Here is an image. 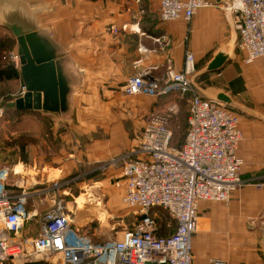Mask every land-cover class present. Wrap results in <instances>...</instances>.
Returning <instances> with one entry per match:
<instances>
[{
	"label": "crops",
	"instance_id": "obj_1",
	"mask_svg": "<svg viewBox=\"0 0 264 264\" xmlns=\"http://www.w3.org/2000/svg\"><path fill=\"white\" fill-rule=\"evenodd\" d=\"M227 21L217 6L200 8L190 22L164 21L159 0H0V39L10 36L17 49L14 30L36 32L69 85L68 108L63 112L13 109L4 113V120H38L41 125L30 152L32 162L40 164L36 170L40 178L62 181L81 169L93 176L87 181H93L102 166L104 177L94 183L122 177L124 162L113 163L114 159L133 150L140 137L136 128L132 135L131 128L120 120H148L152 112L170 106L163 103L170 94H126L127 79L137 71L162 78L169 67L180 70L187 51L194 53L196 62L214 51L209 64L230 38L239 42L238 32ZM226 55L214 73L231 99L228 105L240 116L243 138L238 154L243 159L245 182L226 203L200 202V227L192 237L194 264H208L211 258L224 259L227 264H264V188L256 185L264 182V58L246 63L239 50L238 56ZM22 88L20 73L18 78L0 81V92L14 96L10 100L18 98ZM201 90L210 97L222 93L202 86ZM47 123L51 125L48 132L43 129ZM60 123L65 129L74 126L77 134L58 131ZM78 134L87 135L83 142ZM65 139L70 142L67 146L61 145ZM31 163L27 164L29 172L36 167ZM17 176L13 174L15 179ZM84 188L76 198L78 207L93 211L95 207L84 201L93 204L94 199L89 198L93 195ZM119 189L123 194V187ZM75 225L88 234L82 223Z\"/></svg>",
	"mask_w": 264,
	"mask_h": 264
},
{
	"label": "built area",
	"instance_id": "obj_2",
	"mask_svg": "<svg viewBox=\"0 0 264 264\" xmlns=\"http://www.w3.org/2000/svg\"><path fill=\"white\" fill-rule=\"evenodd\" d=\"M159 3L164 21L190 22L200 8H221L239 34L237 46L244 61L264 58V0ZM9 58L19 69L17 49L10 51ZM196 71L195 55L187 51L182 69L169 67L162 78L137 71L124 85L128 95H188L189 111L181 146L171 144L169 114L153 113L140 133L138 155L125 159L121 201L139 210L140 218L125 227L120 237L97 243L77 228L62 196L68 192L60 181L42 180L39 171L25 177L15 167H1L0 264H194L192 237L200 227V202L226 203L245 182L243 159L238 154L243 138L240 116L228 103L202 92ZM3 106L0 101V116ZM13 174L20 177L12 183ZM256 185L264 188L262 181ZM35 196L47 203L41 212L40 207L28 208ZM155 207L167 211L176 222L173 233L159 234V220L149 213ZM31 221L35 227L26 235ZM208 264L227 261L211 258Z\"/></svg>",
	"mask_w": 264,
	"mask_h": 264
},
{
	"label": "rangeland",
	"instance_id": "obj_3",
	"mask_svg": "<svg viewBox=\"0 0 264 264\" xmlns=\"http://www.w3.org/2000/svg\"><path fill=\"white\" fill-rule=\"evenodd\" d=\"M228 22V21H227ZM234 31V30H233ZM11 38L8 35H3L0 39V46L4 47L6 50L4 51V56L6 58L7 63L9 62L14 67V63L10 60L9 55L10 51L15 48H8V39ZM231 39V38H230ZM228 40L225 42V45L220 46V51H223L224 54L232 53L238 56V46L235 41ZM214 51H210L205 54L200 60H198V69L196 71L195 80L198 83V86L201 88H210L213 91H220L222 93H226L222 88L219 77L216 75L217 73H209L204 78L200 77V74L208 68V64L206 65L208 59L212 56ZM2 53L0 52V55ZM210 63V62H209ZM198 74V75H197ZM198 80L201 81L199 84ZM204 81V83L202 82ZM11 84V83H10ZM17 86V85H16ZM217 87V88H216ZM10 88L14 89V83L10 85ZM23 92V88H22ZM14 96L6 95L0 92V101L4 105L7 99H11ZM160 100V99H159ZM161 101V100H160ZM164 104H170V106L162 111H157L155 113L159 114H169L167 120V126L172 131V140L171 144L175 147H179L182 145L185 139L186 129H187V119H188V108H189V96L188 95H180L179 93H171L167 97L163 99ZM246 105V104H244ZM232 106V104L230 105ZM234 106V105H233ZM237 108V107H236ZM152 110V109H151ZM157 110H161L157 108ZM5 113V111H4ZM3 113L2 119H0V168L1 167H10L16 168L18 172L21 171V174H26L27 176H31L36 173L35 170L31 172L27 171L31 168L27 166L28 163L32 162L31 159V150L32 145L36 143V134L38 132V120H4L5 114ZM153 114V112H152ZM4 117V118H3ZM74 123V120H72ZM121 122H125L127 127H130L132 130V135H134V128H136V132L140 137V133L144 125L149 120H120ZM112 122H115L112 121ZM40 125V124H39ZM41 126V125H40ZM136 126V127H135ZM44 127V126H43ZM72 127V128H71ZM74 126H70V129H65L63 123L58 125V131L61 130L63 134L66 132H70L72 136L77 134V130L73 129ZM51 128L50 124H45L46 132ZM140 131V132H139ZM81 132V131H79ZM139 132V133H138ZM87 135L78 134V138L80 142L85 140ZM70 144L69 140L65 139L64 142L61 141V145L67 146ZM36 145V144H35ZM139 143L134 147L133 150L126 151L125 153L119 155L114 159L113 163L124 162L125 159L129 157H136L138 155ZM19 165V166H18ZM31 165H36V169L40 167L39 162L36 161L31 163ZM100 170V171H99ZM98 171H94L93 173H97L93 181H87L88 178L93 177L89 173H85V170H81L72 173V175H67L62 181V188H65L68 192L67 194H63V198L65 199V204L69 211L71 212V217L75 223H82L85 228L87 235L94 242H104L107 239H112L114 237H120L122 234V230L125 227H132L136 221L140 218L139 210L135 208H129L124 205L121 201L122 190L119 189L122 187L121 179L122 177H118L111 182H101L94 183L96 180L102 179L104 177L103 170L104 166H102ZM103 171V172H102ZM29 172V173H28ZM18 177V176H17ZM38 178L40 176L38 175ZM11 179L13 175H11ZM12 181V180H10ZM16 179L13 181L15 182ZM12 182V183H13ZM71 185V186H70ZM93 185V187H90ZM70 186V188H67ZM84 186L88 188V192H91L93 196L89 198H93V204L86 201L87 205H92L95 209L92 211H87L84 209L81 211L78 207L76 198L81 192L85 191ZM91 188V189H90ZM119 189V191H118ZM121 190V192H120ZM78 202H82V198H78ZM98 201L100 204H98ZM83 204V203H81ZM47 206L46 201L42 196H35L29 201L28 208L30 210L35 211L37 207H40L39 212L44 210ZM68 209H66L68 211ZM105 212L103 215L102 213ZM151 215H154L158 218L160 229L159 234L161 235H169L174 232L176 228V223L173 222L168 216L167 211L160 207H155L149 212ZM201 221V218H200ZM80 222V223H79ZM34 221L29 222L30 227H35L33 225Z\"/></svg>",
	"mask_w": 264,
	"mask_h": 264
},
{
	"label": "water",
	"instance_id": "obj_4",
	"mask_svg": "<svg viewBox=\"0 0 264 264\" xmlns=\"http://www.w3.org/2000/svg\"><path fill=\"white\" fill-rule=\"evenodd\" d=\"M14 33L24 91L18 98L6 101L4 110H44L52 113L67 110L69 85L48 45L36 32L14 30ZM226 58L223 52L218 53L208 64V70L219 69ZM218 99L231 102L224 93H220Z\"/></svg>",
	"mask_w": 264,
	"mask_h": 264
},
{
	"label": "trees",
	"instance_id": "obj_5",
	"mask_svg": "<svg viewBox=\"0 0 264 264\" xmlns=\"http://www.w3.org/2000/svg\"><path fill=\"white\" fill-rule=\"evenodd\" d=\"M16 43V41L14 39H11L9 38L8 39V48H13L14 44ZM6 49L2 46H0V52L2 53L0 55V81L1 80H5V79H14V78H18L19 77V73H20V70L16 67H14L12 64H10L9 62L7 63L6 61V58L4 56V51ZM198 62H196V68L198 69ZM218 69L216 70H205L204 72H202L200 74V77L201 78H204L206 77L207 75H209V73H214V72H217ZM12 99V98H11ZM7 100H10V99H7ZM231 109H233L230 105H228ZM29 225H27L25 231H24V234H29L31 233V230L30 228H28Z\"/></svg>",
	"mask_w": 264,
	"mask_h": 264
}]
</instances>
